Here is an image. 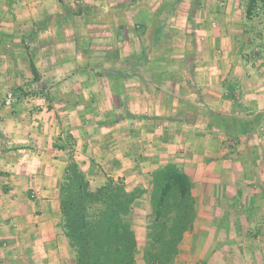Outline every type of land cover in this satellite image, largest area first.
Returning <instances> with one entry per match:
<instances>
[{
  "label": "crops",
  "instance_id": "crops-1",
  "mask_svg": "<svg viewBox=\"0 0 264 264\" xmlns=\"http://www.w3.org/2000/svg\"><path fill=\"white\" fill-rule=\"evenodd\" d=\"M231 1L184 23L164 2L0 0V264H76L59 201L72 158L93 187L147 190L137 264L151 174L170 162L197 208L174 264H264V9ZM27 82L32 97L1 104Z\"/></svg>",
  "mask_w": 264,
  "mask_h": 264
},
{
  "label": "trees",
  "instance_id": "trees-1",
  "mask_svg": "<svg viewBox=\"0 0 264 264\" xmlns=\"http://www.w3.org/2000/svg\"><path fill=\"white\" fill-rule=\"evenodd\" d=\"M259 8H264V0H247L246 16L251 19ZM30 66L37 76L33 61ZM146 192L141 187L128 190L113 177L93 187L80 164L71 159L59 189L60 226L75 250L76 264H137L132 205ZM148 203L151 225L144 261L174 264L197 217L190 176L173 162L152 172Z\"/></svg>",
  "mask_w": 264,
  "mask_h": 264
},
{
  "label": "rangeland",
  "instance_id": "rangeland-1",
  "mask_svg": "<svg viewBox=\"0 0 264 264\" xmlns=\"http://www.w3.org/2000/svg\"><path fill=\"white\" fill-rule=\"evenodd\" d=\"M144 1H146L147 4L152 3V4L157 5V6L162 4V2H164L166 4V8L164 7V11H162L159 14L160 17L166 19L167 21H170V20L174 21L175 20V21H180V22L183 21L184 23L187 21L189 22L191 20H195V19H209L211 21L210 17L213 16L212 15V12H213L212 9L215 10V8H225V7L229 6V4L234 3L233 1L229 2V0H137L136 3L141 5L142 4L141 2H144ZM246 1L247 0H236L235 3H236V5H238L240 7L243 6L246 10ZM170 5H171L172 9L174 8V10L178 8V12L177 13L176 12L175 13L174 12L169 13V11H167V10H168V8H169V10L171 9ZM207 5H208V7H207ZM209 7L211 8V10H209ZM206 8H208V9H206ZM262 9H264V8H259L256 11L255 15L250 20H254V19H256V17H260V14L257 12H259V11L261 12ZM207 11H210L211 14H210V12L208 14ZM147 14H148V12L146 13V17L148 19L149 17ZM220 14L222 16V13H220ZM262 15H264V11H263ZM236 17H239V14H236L235 18ZM262 18L264 20V17H262ZM247 19H249V18L247 17ZM117 20H119V19H117ZM212 20L216 21V20H219V18H218V16H216ZM184 23H183V26H184ZM127 31H128V34L134 35V36H144V34H148V31H146V30L143 31L141 28H140V30L127 28ZM183 31L186 32V29H183ZM89 33H93V31H89ZM184 38H185V36H184ZM118 65H119V63H118ZM27 84H29V83L27 82L26 84L22 85V87H20V89L10 87L5 92L4 99L7 96L8 92H10V91H17L18 92L17 100L15 102H17L22 97H26V96L32 97L35 94L33 87L30 85H27ZM19 93H20V95H19ZM4 99L1 102L2 105H6L4 103ZM0 100H2V99L0 98ZM11 105H13V104H11ZM11 105H7V106H11ZM246 124L249 128V131H252L250 128L252 123L247 122ZM234 129L238 130V129H240V126L235 125Z\"/></svg>",
  "mask_w": 264,
  "mask_h": 264
},
{
  "label": "built area",
  "instance_id": "built-area-1",
  "mask_svg": "<svg viewBox=\"0 0 264 264\" xmlns=\"http://www.w3.org/2000/svg\"><path fill=\"white\" fill-rule=\"evenodd\" d=\"M20 95V93H19ZM18 92L17 91H10L8 92L7 96L4 99V103L6 105H11L17 100Z\"/></svg>",
  "mask_w": 264,
  "mask_h": 264
}]
</instances>
